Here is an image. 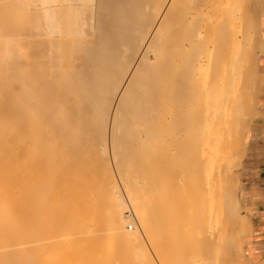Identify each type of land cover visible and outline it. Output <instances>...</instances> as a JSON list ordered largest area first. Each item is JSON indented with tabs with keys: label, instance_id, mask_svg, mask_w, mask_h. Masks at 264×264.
Here are the masks:
<instances>
[{
	"label": "bare ground",
	"instance_id": "bare-ground-1",
	"mask_svg": "<svg viewBox=\"0 0 264 264\" xmlns=\"http://www.w3.org/2000/svg\"><path fill=\"white\" fill-rule=\"evenodd\" d=\"M40 1L45 38L27 39L31 21L0 36V264H67L61 249L75 264H155L152 254L188 264L199 251L206 264H256L235 157L264 78L251 69L253 47L247 69L239 63L242 43L254 46L263 0ZM0 4L15 11L11 0ZM92 161L97 199L79 205L82 182L65 181ZM127 165L141 181L123 186L136 231L114 199L108 216L94 214L116 187L112 167L124 176ZM65 193L73 203L63 204ZM51 195L64 201L59 212Z\"/></svg>",
	"mask_w": 264,
	"mask_h": 264
},
{
	"label": "rangeland",
	"instance_id": "rangeland-1",
	"mask_svg": "<svg viewBox=\"0 0 264 264\" xmlns=\"http://www.w3.org/2000/svg\"><path fill=\"white\" fill-rule=\"evenodd\" d=\"M30 1V0H29ZM19 2V1H18ZM35 2H36V4H37V6H36V4H35ZM38 2V3H37ZM11 3H15V6L16 7H18L19 9L17 10V8L14 6V5H11L14 9H15V11L13 12V9L11 8V7H9L8 9H7V11L5 12V10H3V6L4 5H2L1 6V4H0V18H2L1 20H0V22H2V23H4V25L2 24L1 26H0V36H9L10 37V35L9 34H11V32H10V30L9 29H11V30H13V29H15V28H18L19 27V25L21 24V25H24L25 24V22H26V24L25 25H29L30 23V25H33V24H35V26L33 25V27H34V29H35V31L32 29L31 31H34V32H31V31H29L30 33H27L28 34V36H26L27 37V39H37V37H39V36H37L38 35V33H39V35L42 37V38H45L46 37V34H40V30L38 29V28H36V26H38V23L39 22H41L42 23V21H44L45 19L43 18V13H44V8H43V6H41V1L40 0H31V2H30V4L29 5H25L24 3H22V2H19V4H18V6L16 5L17 4V0H15V2L13 1V0H11ZM24 4L23 5V8L22 9H24V6H25V11H23L22 10V13H20L21 12V10H20V7H21V5L22 4ZM32 3V4H31ZM263 5H264V0H263V3H262ZM33 5V6H32ZM20 6V7H19ZM26 6H27V8H26ZM31 6H32V8H31ZM37 7H39V8H37ZM42 7V8H41ZM45 7H46V4H45ZM5 8V7H4ZM29 8V9H28ZM36 8V9H35ZM3 11H2V10ZM28 9V10H27ZM38 9V10H37ZM10 10V11H9ZM20 10V12H17V11H19ZM31 10H33V13H35V14H33L32 13V11ZM40 10V11H39ZM41 10H42V12H41ZM30 11V12H29ZM34 11H38V12H41V14L40 15H38L39 13L38 12H34ZM2 12H4L5 13V15L4 14H2ZM11 12V13H10ZM24 12V13H23ZM9 14V15H7V14ZM18 13H20V15L18 14ZM29 13H30V15H29ZM23 14V15H22ZM26 14H28V15H26ZM21 15L25 18H23V17H21ZM35 15H37V17L35 16ZM14 16H15V21H14ZM16 16H18V17H16ZM32 18V19H30V17ZM40 17V20L38 19L39 17ZM42 16V17H41ZM8 17V18H7ZM13 17V18H12ZM20 17H21V19H20ZM16 18H17V20H16ZM29 18V19H28ZM36 18V19H35ZM43 18V19H42ZM262 18V19H261ZM23 20V21H22ZM33 20H34V22H33ZM42 20V21H41ZM257 20H259V21H257ZM256 21L257 22H260V21H264V11H262V12H260V14H259V17H258V19H257ZM8 21V22H7ZM18 21V22H17ZM31 21V22H30ZM256 21H254L255 23H254V25L256 24L257 25V22ZM14 23V25L16 26H12V24H8V23ZM28 22H30V23H28ZM22 23H24V24H22ZM28 23V24H27ZM9 25V26H8ZM245 25V26H244ZM246 27V23H244V20L243 19H241V21H240V23H239V27L240 28H242V27ZM12 27V28H11ZM255 27V26H254ZM254 27H253V29H254ZM262 28H263V24H261V27H260V30H258V32L257 31H255L257 34H255V32L253 33V29H251L250 31L252 32V36L253 35H255V36H253L254 37V40H252L253 41V43H252V41L250 42V43H252L254 46H247V45H250V44H248V40L247 41H245L244 43H242V45H243V47H242V49H241V51H240V53L242 54V60H241V62H239V63H241V69H247V64L245 65V67L243 66V60H245V59H243V54H244V52H245V48H247V47H253V49L254 50H256V54H255V64H251L252 65V67H251V69H252V71H254L255 69V71L254 72H256V71H258L259 73H260V75H258L259 73L258 72H256V75H258V76H260V79L263 77L262 76V74H261V71H260V69H259V67H258V65H256V56H264L263 55V53H260V50H258V48L259 47H261V45L263 44V42L261 43V41L259 42V40H263V33H262ZM256 29V28H255ZM37 30H39V32H37ZM37 35H36V34ZM30 35H32V36H30ZM35 35V36H34ZM45 35V36H44ZM1 38V37H0ZM30 39V41H32ZM39 39H40V37H39ZM253 39V38H252ZM257 41V42H256ZM260 43V46H259V44H257V43ZM256 45V46H255ZM264 45V44H263ZM259 46V47H258ZM251 49V48H250ZM258 50V51H257ZM262 52V51H261ZM261 59V57H259V60ZM254 66V67H253ZM249 67V66H248ZM254 69V70H253ZM255 74V73H254ZM253 74V75H254ZM256 75H254V80H255V76ZM258 76H256V77H258ZM247 78V76L245 75V79ZM259 78V77H258ZM258 78H257V80H258ZM259 79V80H260ZM263 79V78H262ZM261 81L262 80H260V81H255L256 83H259L258 85H262L261 84ZM258 93H259V91L257 92V96H258ZM256 98V97H255ZM245 99H246V97L245 96H242L241 97V104H243L244 103V101H245ZM258 100V99H257ZM258 102H259V100H258ZM257 102V103H258ZM257 107H258V105H256L254 108L255 109H257ZM256 116L255 115H252V116H250V118L249 119H251V118H255ZM169 135V134H168ZM167 135V138H170L169 136ZM174 136H175V138H174V140H175V145H177V146H181L183 143H181L182 142V140H177V136H179V134H178V132L177 133H175L174 134ZM107 137L109 138L110 137V135H109V133H108V135H107ZM96 138H100V140L102 139L103 141H104V139L106 138V135L104 136V134L102 133V132H99L98 133V135L96 136ZM248 138H244L243 140H242V143H244L243 145H244V150H245V147H246V143H247V140ZM101 140V141H102ZM158 141H159V143H158V145H159V147H160V150H159V153L156 155H152V160H153V163L151 164L152 166H154L155 165V163H154V161L156 162V161H158V159L160 158V152H161V150L163 149V140H162V136H159L158 137ZM176 141H177V143H176ZM180 143V144H179ZM108 146H110V144L108 145ZM111 147V146H110ZM110 147H108V151H106L105 152V154H108V155H104V153L102 154V153H100L101 155H104V156H102V158H105V156L106 157H108V156H111L112 155V149H110ZM242 148H243V146H242ZM240 152H241V150H240ZM243 153H244V151H243ZM100 154H98V155H100ZM142 155V154H141ZM243 155V154H242ZM242 155L241 156H237V157H235V161H236V165H235V167H237V168H239L240 169V167H241V165H242V160H243V158H244V156L242 157ZM108 158H110V157H108ZM141 158V157H140ZM140 160V164L142 165V163H143V157L141 158V159H139ZM142 161V162H141ZM139 164V165H140ZM140 165V166H141ZM128 167V169L129 170H127L126 169V167L124 168V170H123V173L125 174L124 176H122L120 173V170H117L116 168H114V167H112V173L116 176V180H115V183H114V185L116 186L115 188H113V190H114V192H111L110 193V195H109V197L107 198V199H105L103 202H101V204L100 203H98V204H96L97 205V209H95L96 210V212H94V210H93V212H94V214L99 218V217H104V216H108V211H109V203H110V200L111 199H114V201H116L117 202V204H119L120 206H121V208H122V210H123V213H124V216L129 220L128 222H127V225H126V229L128 230V231H130L131 229H130V227L132 228L133 227V230H131V231H136L137 229H139V226H138V224H137V216H136V213H135V209L133 208V204L130 202V200H129V195H127V191H125V187H123L124 186V181H126L125 183L127 184V185H130L133 181H135V184H136V187H139L140 185H141V181H139V178L134 174V172L131 174L130 172H131V170H130V166L129 165H127ZM96 171H97V164H96V162L94 161H92L91 163H89L88 165H86V166H84V167H81V168H79V169H75L74 171H73V173H71L72 175H71V177H69V179H68V181H65L66 182V184L67 185H71L72 184V182H76V181H79V183L80 182H82V183H80V189L83 191L82 192V194H77V198L78 199H75V202L74 203H79V205H81V204H83V203H85V204H88V203H90L91 201H93V200H96L97 199V196H94L95 194H96V190H97V185H95L96 184ZM117 172V173H116ZM127 174V175H126ZM136 176V178H134ZM124 177L126 178V179H124ZM127 182H129V183H127ZM158 184L156 183V185H157V188L159 189V191L160 192H163V187H164V185H161L160 184V182H161V180H159L158 179ZM82 184V185H81ZM122 186H121V185ZM133 184V183H132ZM131 184V185H132ZM139 184V185H138ZM138 185V186H137ZM239 185H240V182H239ZM52 187H54V186H52ZM117 188V189H116ZM123 188H124V190H123ZM53 189V188H52ZM80 190V191H81ZM126 193V194H125ZM122 194V195H121ZM92 195H93V197H94V199H93V197H92ZM52 197H50V199H49V201H48V203L51 205V208H55L54 210H55V212L60 208L61 209V207H63V206H61L60 207V204H56L57 202L59 203V202H61L62 203V201L64 200V201H66V202H64L63 204H66L68 201V203H73L72 201L74 200V199H67L68 198V194L67 193H65L64 194V196L62 197V199L63 200H61V197H58V196H56V195H51ZM71 196H73V195H71ZM57 198V199H56ZM60 198V199H59ZM90 198H92V199H90ZM96 198V199H95ZM56 199V200H55ZM54 200V201H53ZM58 200V201H57ZM61 200V201H60ZM72 200V201H71ZM52 203H51V202ZM76 201H78V202H76ZM67 203V204H68ZM242 203H243V201H242ZM56 204V205H55ZM85 204H83V205H85ZM125 204V205H124ZM50 205H49V207H50ZM55 205V206H54ZM99 205V206H98ZM53 206V207H52ZM57 206V207H56ZM59 206V207H58ZM126 206V207H125ZM59 209V210H60ZM65 209V208H64ZM54 210H53V212H54ZM59 210H58V212H59ZM244 210H245V205H244V209H242V211H240L241 212V214L242 215H245V213H244ZM64 211H66V210H64ZM52 212V213H53ZM62 212V211H61ZM50 213V212H49ZM51 218V217H50ZM49 219V218H48ZM48 219L46 220V233L49 231L48 229H51L52 228V226H53V223H52V221H50L51 219H49V221H48ZM48 221V222H47ZM132 222V223H131ZM252 222V224L254 223V220H252L251 221ZM132 224V225H131ZM94 229H91V231L90 232H92ZM65 234V233H64ZM47 235H48V233H47ZM253 237H254V235H253ZM105 238V237H104ZM253 239V238H252ZM251 239V240H252ZM66 240V239H65ZM52 242V241H51ZM50 242V243H51ZM249 242V241H248ZM49 244V243H48ZM252 246L254 247V249H255V258H254V261H255V263L256 264H264V258H263V260H262V262L261 263H259V260H260V253H259V250L257 249V247L256 246H254L253 245V241H252ZM49 245H51V244H49ZM247 245L248 244H246L245 243V248L247 247ZM65 250V249H64ZM195 250V249H194ZM62 251V252H61ZM61 251L59 250L58 252V254L56 253V255H57V257H59L60 256V261H66L65 263H67V264H75V262H73L74 260H73V258L74 257H72V256H75L74 254H70V253H67L66 251L64 252L62 249H61ZM69 254L70 255H72L71 257H69ZM204 254L205 253H202V252H200L199 251V255H198V253L197 254H195V256L192 258V260H190V263H188V264H206L207 263V261H205L206 260V258H205V256H204ZM153 256H156V255H153L152 254V258H154L153 260H154V263L155 264H162L161 262H159V261H161L159 258H158V260L155 258V257H153ZM196 260H195V259ZM198 258V259H197ZM201 258V259H200ZM204 258V259H203ZM59 259V258H58ZM156 259V260H155ZM243 259V258H242ZM70 260H72V261H70ZM55 261V260H54ZM53 261V259H52V263L54 262ZM90 261H93L94 262V260L93 259H90ZM73 262V263H72ZM159 262V263H158ZM206 262V263H205ZM64 264V263H63Z\"/></svg>",
	"mask_w": 264,
	"mask_h": 264
},
{
	"label": "crops",
	"instance_id": "crops-1",
	"mask_svg": "<svg viewBox=\"0 0 264 264\" xmlns=\"http://www.w3.org/2000/svg\"><path fill=\"white\" fill-rule=\"evenodd\" d=\"M263 40H264V21L262 22ZM260 53L264 52L260 51ZM259 57L261 59L259 60ZM256 65H258L262 76L264 77V56H256ZM257 107V116L252 121L251 131L246 143L240 167V187L242 190V201L251 219L254 220V237H250L251 250L255 255L253 245L257 247L260 253L259 263L264 258V78ZM253 238V239H252ZM252 239V240H251Z\"/></svg>",
	"mask_w": 264,
	"mask_h": 264
}]
</instances>
